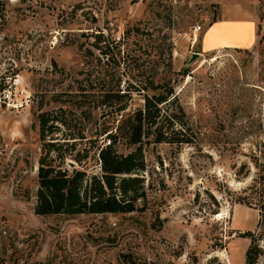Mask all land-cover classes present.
<instances>
[{
  "label": "rangeland",
  "instance_id": "374dc122",
  "mask_svg": "<svg viewBox=\"0 0 264 264\" xmlns=\"http://www.w3.org/2000/svg\"><path fill=\"white\" fill-rule=\"evenodd\" d=\"M261 3L0 0V93L16 79L28 92L18 110L0 101V264H245L249 247L264 264ZM223 20L244 21L248 48L204 49ZM148 79L175 81L191 143L144 145L145 210L36 215L38 115L68 167L87 153L98 175L94 144L117 126L115 91ZM141 103L133 92L124 113Z\"/></svg>",
  "mask_w": 264,
  "mask_h": 264
},
{
  "label": "trees",
  "instance_id": "16d2710c",
  "mask_svg": "<svg viewBox=\"0 0 264 264\" xmlns=\"http://www.w3.org/2000/svg\"><path fill=\"white\" fill-rule=\"evenodd\" d=\"M261 2L257 24L259 44L264 41V33L261 32V22H264V0ZM170 67L169 65V70ZM188 74L186 71L178 73L182 77ZM174 83L167 79H148L144 82L128 83L127 86H123V90L115 91L113 97L118 107L114 109V113L119 116L117 126L114 132L104 133L107 144L100 146L94 144L97 146L98 175L88 172L87 153L83 157L77 153L78 157L73 156V165L68 167L64 155H60L62 146L46 139L51 131L48 127V113L38 115L41 147L37 168L35 214L125 215L144 211L146 208V190L142 177V173L145 172L144 145L191 143L185 138L188 127L184 121L185 113L175 93ZM133 92L141 96L142 103L131 113L126 114L124 112ZM148 92L152 94L149 95ZM119 144L130 151L127 154H120L117 146ZM241 201H244V204L251 203L247 199ZM254 251L249 247L245 264H255ZM126 259L129 264H138L131 257ZM35 264H49V261Z\"/></svg>",
  "mask_w": 264,
  "mask_h": 264
},
{
  "label": "crops",
  "instance_id": "0c3cea01",
  "mask_svg": "<svg viewBox=\"0 0 264 264\" xmlns=\"http://www.w3.org/2000/svg\"><path fill=\"white\" fill-rule=\"evenodd\" d=\"M247 25L244 21H236V20H223L222 22H215L212 27L206 31L204 35V39L202 42V46L206 50H216L217 45L222 47H243L244 46V30ZM214 29V31H213ZM214 42L215 46L211 47V43ZM250 47V46H249Z\"/></svg>",
  "mask_w": 264,
  "mask_h": 264
},
{
  "label": "built area",
  "instance_id": "2783aa9c",
  "mask_svg": "<svg viewBox=\"0 0 264 264\" xmlns=\"http://www.w3.org/2000/svg\"><path fill=\"white\" fill-rule=\"evenodd\" d=\"M28 92L19 79L13 80V82L0 93V101L6 105L8 109L18 110L23 108L22 103H18V99L24 98L27 99Z\"/></svg>",
  "mask_w": 264,
  "mask_h": 264
}]
</instances>
